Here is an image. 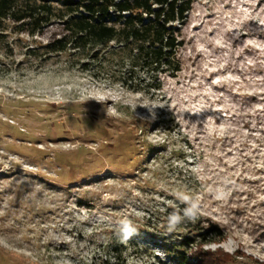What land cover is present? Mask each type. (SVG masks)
Wrapping results in <instances>:
<instances>
[{"label":"rangeland","instance_id":"1","mask_svg":"<svg viewBox=\"0 0 264 264\" xmlns=\"http://www.w3.org/2000/svg\"><path fill=\"white\" fill-rule=\"evenodd\" d=\"M61 32L0 29V264H177L184 234L193 263L264 264V0H194L148 93L45 53Z\"/></svg>","mask_w":264,"mask_h":264},{"label":"trees","instance_id":"2","mask_svg":"<svg viewBox=\"0 0 264 264\" xmlns=\"http://www.w3.org/2000/svg\"><path fill=\"white\" fill-rule=\"evenodd\" d=\"M193 1L0 0V29L12 20L19 30L34 35L60 23L62 32L41 45L45 53H66L81 70L148 93L161 88L163 74L174 75L181 68L178 49ZM223 233L213 221L198 232L214 238L203 242L220 240ZM158 241L174 263L201 259L195 255V262L190 261L188 249L195 243L190 234L162 235Z\"/></svg>","mask_w":264,"mask_h":264}]
</instances>
